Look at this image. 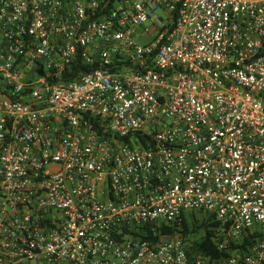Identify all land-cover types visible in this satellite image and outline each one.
Returning a JSON list of instances; mask_svg holds the SVG:
<instances>
[{
  "label": "built area",
  "instance_id": "built-area-1",
  "mask_svg": "<svg viewBox=\"0 0 264 264\" xmlns=\"http://www.w3.org/2000/svg\"><path fill=\"white\" fill-rule=\"evenodd\" d=\"M257 232L264 0H0V264H264Z\"/></svg>",
  "mask_w": 264,
  "mask_h": 264
},
{
  "label": "trees",
  "instance_id": "trees-1",
  "mask_svg": "<svg viewBox=\"0 0 264 264\" xmlns=\"http://www.w3.org/2000/svg\"><path fill=\"white\" fill-rule=\"evenodd\" d=\"M82 70L89 71L88 66H82L80 65ZM77 77V72L72 75V78L75 79ZM72 79V80H73ZM215 224H210L205 218H196L193 216L191 220L187 221L185 220L184 223L181 225V231L187 235L189 233L193 232L196 234L194 237H197L193 239L194 245H197L199 248H201L204 252L211 254L213 257H218L220 255L219 251L215 247V244L213 240L211 239L212 232L208 229L209 227L213 226ZM205 232L202 233L204 230ZM166 232H174L176 231V226L172 228H165ZM254 236H264V233H256ZM247 242V241H246ZM245 242V243H246ZM226 253V252H225ZM223 254V253H222Z\"/></svg>",
  "mask_w": 264,
  "mask_h": 264
},
{
  "label": "crops",
  "instance_id": "crops-1",
  "mask_svg": "<svg viewBox=\"0 0 264 264\" xmlns=\"http://www.w3.org/2000/svg\"><path fill=\"white\" fill-rule=\"evenodd\" d=\"M141 41H146L147 38H139Z\"/></svg>",
  "mask_w": 264,
  "mask_h": 264
},
{
  "label": "water",
  "instance_id": "water-1",
  "mask_svg": "<svg viewBox=\"0 0 264 264\" xmlns=\"http://www.w3.org/2000/svg\"><path fill=\"white\" fill-rule=\"evenodd\" d=\"M39 72H40V73H42V71H41V70H40Z\"/></svg>",
  "mask_w": 264,
  "mask_h": 264
}]
</instances>
